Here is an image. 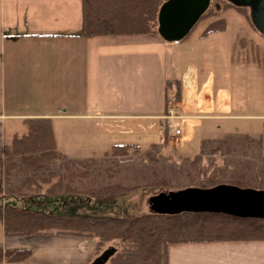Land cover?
<instances>
[{
	"label": "trees",
	"instance_id": "trees-1",
	"mask_svg": "<svg viewBox=\"0 0 264 264\" xmlns=\"http://www.w3.org/2000/svg\"><path fill=\"white\" fill-rule=\"evenodd\" d=\"M166 1L81 0L83 28L80 34L70 36L158 34V12ZM229 8L250 18L246 8H237L222 0L219 11L208 8L200 18L213 19L202 38L224 29L221 14ZM170 89H175L174 101L181 100L180 81L167 80L165 113L170 106ZM22 123L24 130L7 136L3 149L0 222L6 237L71 235L89 238L94 241L95 258L107 249L114 251L106 264H168V249L174 244L264 241V220L259 219L216 213L171 216L149 211L138 215L124 212L122 216H91L73 212L79 207L113 208L120 198L155 190L153 196L164 190L210 188L220 184L264 190V169H259L262 163L251 165L241 159L218 160L228 154L243 157L261 154L264 132L255 139L246 136L248 144L224 138L202 142L200 152L188 160L184 158L176 168L180 178L175 180L179 186H174L169 184L172 178L157 173L158 169L164 171L168 164L149 152L139 157L137 145H112L104 153V157H109L105 168H96L92 159L85 163H69L57 149L51 119H24ZM165 131L164 142L167 143L169 136ZM128 154L138 155L130 166H122L115 160ZM152 163L158 165L157 171L151 167ZM148 166L153 172L147 177L143 174ZM128 174L131 176L129 182ZM90 178L104 183L90 189L73 184L77 179ZM30 255L31 251L25 249L5 251L0 253V264L23 262Z\"/></svg>",
	"mask_w": 264,
	"mask_h": 264
},
{
	"label": "crops",
	"instance_id": "crops-1",
	"mask_svg": "<svg viewBox=\"0 0 264 264\" xmlns=\"http://www.w3.org/2000/svg\"><path fill=\"white\" fill-rule=\"evenodd\" d=\"M82 28L81 0H0V187L5 139L24 130V119H51L57 149L69 163H85L87 149L100 148H82V142L110 135L113 122L129 126L123 133L136 125L164 137L165 82H183L177 66L167 76L166 42L159 34L70 36ZM204 91L199 88L200 97ZM181 105L173 110L183 117ZM115 144L120 143L105 151ZM155 146L160 145H148ZM24 249L31 251L27 260L2 264H91L95 259L92 239L6 237L0 222V253ZM168 264H264V241L174 244L168 249Z\"/></svg>",
	"mask_w": 264,
	"mask_h": 264
},
{
	"label": "rangeland",
	"instance_id": "rangeland-1",
	"mask_svg": "<svg viewBox=\"0 0 264 264\" xmlns=\"http://www.w3.org/2000/svg\"><path fill=\"white\" fill-rule=\"evenodd\" d=\"M221 1L210 0L209 9L219 11ZM221 18L225 21L224 29L210 33L207 38L203 39L201 36L213 19L205 18L198 21L184 39L172 42L164 40L168 49L170 48L167 76L170 78L177 66V72L183 78L182 84L180 82V102L174 101L175 89L168 90L170 109L178 108L179 104H182L184 109L183 117L173 110L174 114L179 117L175 120V124L180 134L168 135V142L165 143L164 137L158 138L154 132L144 133L136 125L131 126V133H123V129L129 131V126L113 122L109 127L112 130L109 132L110 135L104 133L102 136H96L95 139L87 137L84 143L82 142V148L87 149L90 145H98L100 148L87 149L85 154L89 158L85 157L84 160L92 159L95 161L96 168H105L109 157H104L103 153L110 144H139L142 146L139 148V157L149 152L153 157H158L161 162H166L168 166L164 171L160 169L157 171L155 167L158 165L155 163H152L151 167L158 174L172 178L169 184L179 186L175 183V180L180 178L179 172L176 173V168L181 165L184 158L188 160L198 154L202 142L224 138L229 142L248 144L245 140L246 136L255 139L264 132V37L253 26L250 18L248 19L247 16L233 8L224 10ZM175 59L179 60L178 65H176L177 61H173ZM199 88H203V91L205 88L207 92L210 91L209 97L205 91L206 94L200 97ZM222 93H224L223 99L220 98ZM191 114H196L200 118L189 117ZM202 116L218 117L208 119L210 121H201L199 119ZM163 117L165 125L166 120ZM86 134L89 135V133ZM153 143L160 146L149 148L148 145ZM60 148L63 149V142L59 138ZM138 155L128 154L126 157H117L115 160L122 166H130L129 163L134 161ZM221 159H241L240 161H248L251 165L255 162L262 163L259 169L260 171L264 169V152L256 157L228 154L223 158H218V160ZM151 169L149 166L146 167L143 175L147 177L152 175L153 170ZM129 177L131 176L128 174L127 182H129ZM133 177L135 178L136 175ZM100 181L91 178L77 179L73 184L90 189L104 183L103 180ZM155 192L156 190L147 191L120 198L113 204V208L79 207L73 212L78 215L91 216H111L113 214L122 216L124 212L132 215L146 214L149 212L148 199Z\"/></svg>",
	"mask_w": 264,
	"mask_h": 264
},
{
	"label": "water",
	"instance_id": "water-1",
	"mask_svg": "<svg viewBox=\"0 0 264 264\" xmlns=\"http://www.w3.org/2000/svg\"><path fill=\"white\" fill-rule=\"evenodd\" d=\"M247 8L256 30L264 37V0H223ZM210 0H167L159 9L157 31L165 41L184 39L209 8ZM157 215L216 213L236 218L264 220V190L220 184L210 188L188 187L164 191L148 199ZM105 250L91 264H106L113 254Z\"/></svg>",
	"mask_w": 264,
	"mask_h": 264
},
{
	"label": "built area",
	"instance_id": "built-area-1",
	"mask_svg": "<svg viewBox=\"0 0 264 264\" xmlns=\"http://www.w3.org/2000/svg\"><path fill=\"white\" fill-rule=\"evenodd\" d=\"M164 120L165 122V129L167 130V133L173 134V135H178L180 134V130L176 127L175 120L179 117H177L174 114V111L172 109H168V111L164 115Z\"/></svg>",
	"mask_w": 264,
	"mask_h": 264
}]
</instances>
